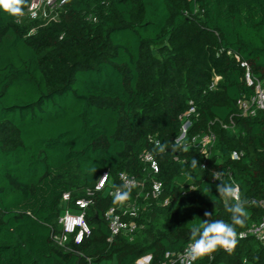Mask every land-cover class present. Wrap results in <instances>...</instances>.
<instances>
[{"label":"trees","instance_id":"trees-1","mask_svg":"<svg viewBox=\"0 0 264 264\" xmlns=\"http://www.w3.org/2000/svg\"><path fill=\"white\" fill-rule=\"evenodd\" d=\"M243 63L264 79V0H66L51 20L0 9V264H182L205 211L230 221L214 171L233 174L248 219L235 249L195 264H264V244L239 236L264 218V111L240 114L254 91ZM186 122V150L174 152ZM207 133L206 168L193 169L204 156L189 141ZM156 140L169 144L164 154ZM121 173L144 182L131 190L139 227L110 241ZM153 179L159 198L147 196ZM88 189L91 233L60 246L63 195L76 209Z\"/></svg>","mask_w":264,"mask_h":264},{"label":"built area","instance_id":"built-area-1","mask_svg":"<svg viewBox=\"0 0 264 264\" xmlns=\"http://www.w3.org/2000/svg\"><path fill=\"white\" fill-rule=\"evenodd\" d=\"M66 2V0H32L31 6L27 10V12L23 15L25 18L36 19L40 18V15L43 13L44 18L51 20L56 19L58 17V10L61 6ZM48 9V13L47 10ZM51 12L49 13V11ZM246 66V74L245 80L249 86H252L254 91L253 94L249 97H244L239 99L238 105L240 108L241 116H255L259 111H264V79H256L249 66L246 63H243ZM219 78L216 79V81ZM216 82L213 83L211 88L215 86ZM185 124L187 126L185 127ZM182 128V134L177 139L180 142L186 137L187 130L190 126V122H186ZM215 143V136L213 134L207 133L204 135L194 136L189 141V146L198 148L204 156V160L201 164L203 168H206L207 159L210 157L211 148ZM234 158L239 157V153L234 151L232 153ZM143 160L146 161L151 170L155 173L159 172V165L155 159V157L149 153L145 152L143 154ZM106 178L104 175H106ZM108 177V173H104L99 179L95 190H103L106 185V180ZM229 177L232 183L238 184V182L234 179L233 174L229 173ZM120 178L123 183L128 184L131 188H144V182L136 179L135 177H131L126 173H121ZM214 180V179H213ZM216 181V180H215ZM239 185V184H238ZM116 189L110 191L111 195ZM163 191V183L158 179H153L152 184L150 186V191H148L147 196H151L153 198H159ZM94 191L91 189L87 190V196L78 198L75 201V205L77 208H73L68 206L67 203L71 200V193H65L63 195L64 208L63 212L60 216L59 222L62 225V234L55 237L56 242L63 247L67 246V243L73 239L76 243H81L85 237L90 235L91 227L87 221V208L91 204V197L93 196ZM142 194V190L139 192V195ZM131 198L125 202L124 204H119L118 209L116 207H111L106 212V218L109 222V227L111 231L110 241L113 239L115 235L118 234H128L132 238L134 232L138 229V223L134 219L137 216L139 207L134 202L131 201ZM169 200L165 201L167 204ZM248 235H252L256 237L259 241L264 244V218L257 223H253L250 225L248 229L242 231L239 236L246 237ZM172 256L174 255L171 254ZM148 256L150 259L148 260ZM180 261L182 264H191L190 258L186 256L185 250L179 255ZM151 255H146L140 257L136 264H150ZM162 264H167V262H163Z\"/></svg>","mask_w":264,"mask_h":264},{"label":"clouds","instance_id":"clouds-1","mask_svg":"<svg viewBox=\"0 0 264 264\" xmlns=\"http://www.w3.org/2000/svg\"><path fill=\"white\" fill-rule=\"evenodd\" d=\"M29 7L28 0H0V9L6 13L21 17L24 15V9ZM155 147L154 152L164 154L169 148V144L161 143L159 140L153 142ZM172 151L186 150V146L180 143L179 140L171 145ZM190 166L195 169L201 167L199 161L192 159ZM96 172V168L91 169ZM226 173L214 171L212 177L214 180L220 181L216 185L220 199L224 203L226 211L230 214V221L223 219H213V213L205 211L204 219H200L199 223L194 224L191 228L190 242L186 246L185 254L190 258L191 264L201 258L224 249L231 251L238 244L237 227L243 226L248 219L247 205L248 201L243 198L241 188L238 184L227 182L224 180ZM107 174L104 175L106 178ZM205 191H210L206 189ZM131 198V188L128 184L118 186L113 193L114 204H124Z\"/></svg>","mask_w":264,"mask_h":264},{"label":"rangeland","instance_id":"rangeland-1","mask_svg":"<svg viewBox=\"0 0 264 264\" xmlns=\"http://www.w3.org/2000/svg\"><path fill=\"white\" fill-rule=\"evenodd\" d=\"M47 11V13H48V9L46 10ZM51 12V10L49 11V13ZM44 14L42 13L41 15H40V18H44V16H43Z\"/></svg>","mask_w":264,"mask_h":264},{"label":"water","instance_id":"water-1","mask_svg":"<svg viewBox=\"0 0 264 264\" xmlns=\"http://www.w3.org/2000/svg\"><path fill=\"white\" fill-rule=\"evenodd\" d=\"M187 126V124H185V127ZM150 259V256H148V260Z\"/></svg>","mask_w":264,"mask_h":264}]
</instances>
